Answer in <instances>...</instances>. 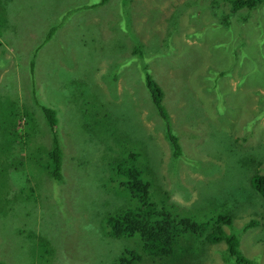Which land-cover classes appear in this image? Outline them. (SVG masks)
I'll return each instance as SVG.
<instances>
[{
  "label": "rangeland",
  "instance_id": "rangeland-1",
  "mask_svg": "<svg viewBox=\"0 0 264 264\" xmlns=\"http://www.w3.org/2000/svg\"><path fill=\"white\" fill-rule=\"evenodd\" d=\"M12 6L8 21H17L20 28L16 34L8 26L3 29L0 63L9 57L5 66L12 65L15 75H5L8 69L1 65L0 87L17 92L21 103L36 105L42 125L38 105L56 110L64 181L49 179L46 161L34 163L36 178L29 179L41 182L37 187L50 206L25 211L20 221L12 214L0 226V260L26 264L22 257L32 254L31 241L39 233L57 243L60 257L54 264H81L79 255L87 256L85 264H112L127 244L103 236L102 221L87 220L88 210L108 216L124 201L108 183L111 161L102 158L103 148L85 141L80 125L91 101L104 100L105 107L121 110L117 119L125 123L128 138L137 148H147L161 185L179 204L177 210L200 209L209 219L228 213L231 224L222 223L227 233L257 220L240 231L239 248L256 264H264V198L250 179L264 174V1L236 10L226 0H13ZM76 50L80 60L73 56ZM16 53L21 61L14 64ZM33 57L38 58L33 65L35 90L26 69ZM20 63L25 64L21 71ZM145 71L163 91V107L187 161L171 157L163 118L155 116L144 84ZM131 111L139 115L130 117ZM43 135L39 140L44 148L36 150L42 157L51 144L49 133ZM27 168L23 163L6 183L16 180L12 186L17 189L26 182ZM25 209L20 206L15 213ZM82 221L85 226L78 234ZM207 232L205 228L202 235ZM88 243L93 244L89 254L81 249ZM199 245L180 264H230L224 240ZM32 260L36 264L37 258Z\"/></svg>",
  "mask_w": 264,
  "mask_h": 264
},
{
  "label": "trees",
  "instance_id": "trees-1",
  "mask_svg": "<svg viewBox=\"0 0 264 264\" xmlns=\"http://www.w3.org/2000/svg\"><path fill=\"white\" fill-rule=\"evenodd\" d=\"M226 1L229 2L232 10H236L243 6L252 7L264 0ZM12 2L13 0H0V36L3 35V29L7 26V30H14L15 34L16 29L20 28L17 21L12 24L8 21L9 15L13 11ZM92 5L94 3L86 4L85 7ZM74 10L77 9L74 8ZM53 29L54 27L51 30ZM50 34L51 31L49 36ZM40 43L38 46L41 45ZM76 55L77 50L73 56L75 59L80 60ZM12 58L14 59V64L21 61L18 53ZM37 61L38 58L36 57L35 59L33 57L31 62L28 60L26 64V69L33 81V90H35L36 85V72L33 65ZM8 62L9 57L5 61L3 60L0 66L2 65V69H8L5 75L10 72L13 75L12 65L5 66ZM18 65L20 71L25 67V64L22 65L20 63ZM61 73H66V69L61 71ZM117 73L118 71L114 75ZM144 75V84L150 92L157 112H159H156L155 116L159 115L164 121L165 138L170 146L171 157L174 161L180 158L182 159L180 161H187L188 158L182 151L179 137L171 127L163 107L162 89L148 71H145ZM16 93L13 90H3L0 87V226L13 216L12 214H14V218L16 217V221H20L25 211H37L39 205L42 208L50 206L48 196H45L40 190L41 182L38 180L30 181L29 179L31 176L36 178L33 165L39 158L44 160V162L46 161L44 168H47L51 181H64V173L62 171L63 151L55 127L57 122L56 110L44 104L38 105L45 119V125H42L36 118V105L25 101L21 103ZM102 101L104 100L99 102L91 101L90 106L84 109L86 120L81 121L80 125L85 130V141L90 143V145L103 148L102 158L108 159V162L109 160L111 161L109 164L108 183H113L114 191L123 195L124 198V201L108 216L104 214L105 211L88 210L89 216L87 220H90L91 217V220L103 222V226H105L101 232L103 236L123 239L127 243L119 250V253L117 252L118 255L112 260V264H180L181 260L189 259L185 255L189 251L194 252L200 246L199 244L219 240H224L226 243V258H228L230 264H256L255 261L241 253L239 236L240 231L257 224V220L250 219L240 230L227 233L224 231L222 223L231 224L232 216L228 213H218L215 218L211 217L209 219L204 216L200 209L187 212L177 210L179 204L171 200L169 191L161 185L156 174L155 164H153L154 162L147 148L138 147V149L135 141L131 137L128 138L125 129L122 128L125 123L122 124L117 119L121 115V110L112 108L111 104L105 107ZM22 105L24 106L23 108H21ZM19 109L20 112H18ZM111 115L113 118L110 117ZM129 115L130 117H135L139 113L131 111ZM21 118H23V121H19ZM21 122L23 123L20 124ZM42 133L44 135L49 133L51 137V144L45 150L46 155L44 157L40 153L36 154L38 148L39 150L44 148L39 140V136ZM218 145L216 144L213 148L216 149ZM236 145L235 143L234 146ZM77 148L81 149L82 146ZM116 148H121L122 151H118ZM154 151L156 155L158 149H154ZM17 152L20 154L19 156ZM76 152H78L77 155L81 154V151ZM21 154H25V156H21ZM23 163L28 164L27 171L29 172L26 175V182H22L17 189H14L12 185L16 180L11 185H8L6 183L7 177L10 174L12 175L13 172L17 173L15 170ZM250 179L256 191L264 198V174L255 173ZM39 184L40 188L37 187ZM160 197L163 199V203L159 207L157 206L159 204L157 200ZM224 204H226L225 201ZM23 205H26V209L22 210L21 214L15 213ZM167 208L172 210L169 211ZM211 209L208 207L209 211ZM26 216L27 213L24 218ZM92 216H95V218ZM186 219L188 223H186ZM81 225H84L83 221L79 223L78 234H81ZM205 228L208 229V232L202 235ZM19 229L22 231L20 226ZM26 233L31 236L34 235L29 230ZM39 234L31 241V247L34 249L32 254L21 257L26 261V264H35L34 260H32L33 257L37 258L36 264H54L55 260L60 257V253H57V247H55L57 243L53 241L54 243L52 244L51 240L45 238V236L39 237ZM48 237L51 239L49 235ZM85 240L87 239L85 238ZM127 241L130 242L128 243ZM91 245L93 246V244ZM91 245L88 243L86 247L81 248L82 251L89 254ZM58 248L61 252V248ZM77 257H79L81 264H85L87 256L79 255ZM0 264L7 263L0 260ZM181 264L205 263L198 260H188Z\"/></svg>",
  "mask_w": 264,
  "mask_h": 264
}]
</instances>
